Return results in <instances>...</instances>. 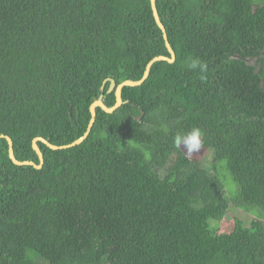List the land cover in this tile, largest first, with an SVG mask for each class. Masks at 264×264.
Returning a JSON list of instances; mask_svg holds the SVG:
<instances>
[{
    "label": "trees",
    "instance_id": "16d2710c",
    "mask_svg": "<svg viewBox=\"0 0 264 264\" xmlns=\"http://www.w3.org/2000/svg\"><path fill=\"white\" fill-rule=\"evenodd\" d=\"M157 8L176 62L97 108L84 143H39L38 170L0 139V264H264V0ZM159 56L151 0H0V136L39 165L34 139L77 141L116 104L105 81ZM193 127L214 168L174 146ZM232 206L255 219L221 232Z\"/></svg>",
    "mask_w": 264,
    "mask_h": 264
},
{
    "label": "water",
    "instance_id": "95a60500",
    "mask_svg": "<svg viewBox=\"0 0 264 264\" xmlns=\"http://www.w3.org/2000/svg\"><path fill=\"white\" fill-rule=\"evenodd\" d=\"M151 5H152V10H153L155 21L163 33V37H164V40L166 43V47H167L168 52L170 53L171 57L159 56V57H156L155 59H153L148 64L143 78L139 81H125L120 85H117V83L112 79L105 81L104 86L102 87V90L103 91L105 90V86H106L107 82L111 83L109 93H111L113 91H115V93H116L117 101H116L115 106L112 108L107 107L104 103V96H101L100 99L98 101H96L90 108L91 121H90V124H89V127H88L86 134L83 137H81L80 139H78L77 141L73 142L72 144L59 147V146L52 145L50 142H48L44 138L34 139V141L32 143V147H33V150L36 152V154L40 160L39 165L33 161H20V160H18L15 156L13 140L8 136H4V135L0 136V139L4 138L8 141L9 157L15 165H17V166H30V167H34L38 170L42 169L44 164H45V157H44V154L38 145L39 143H43L47 147H49L50 149L55 150V151L69 149V148L75 147L77 145H81L82 143H84L88 139V137L90 136V134L94 128V125H95L96 119H97V112H96L97 108H101L106 113L113 114L114 112H116L119 108H121L124 105L123 90L125 87H139V86L143 85L149 79L150 74H151V69L154 66V64H156L157 62H168L171 64H174L176 62L177 55H176V52L172 48L171 43L169 41V36H168L167 30H166V27L163 24V22L161 21L159 11L157 8V0H151Z\"/></svg>",
    "mask_w": 264,
    "mask_h": 264
},
{
    "label": "clouds",
    "instance_id": "9594fccd",
    "mask_svg": "<svg viewBox=\"0 0 264 264\" xmlns=\"http://www.w3.org/2000/svg\"><path fill=\"white\" fill-rule=\"evenodd\" d=\"M192 70L204 72L206 65L199 59H194L188 65ZM204 133L199 127H193L190 131H178L173 139L174 146L178 149H184L185 154L199 153L204 148ZM182 151V150H181Z\"/></svg>",
    "mask_w": 264,
    "mask_h": 264
},
{
    "label": "rangeland",
    "instance_id": "374dc122",
    "mask_svg": "<svg viewBox=\"0 0 264 264\" xmlns=\"http://www.w3.org/2000/svg\"><path fill=\"white\" fill-rule=\"evenodd\" d=\"M182 149H183V147H182ZM183 151H184V149H183ZM187 155L191 158H197V159L205 162L211 168H214V166H215L216 160L214 158L213 152H211L209 150L207 151V150L202 149L199 153H192V154H187ZM223 172L224 171H222V173ZM227 176L229 177V179L231 178L229 176V174H227ZM221 178L223 179L224 183L228 184V179L225 176H221ZM231 180L232 179H230V181ZM234 191H235V188H233V187H231V185H229V191H228L229 194L232 195V193ZM236 218L244 219L245 222L249 223L255 219V215L246 213V212L239 210V209L232 206L230 212L227 215V218L221 223V232L230 233L235 228V219Z\"/></svg>",
    "mask_w": 264,
    "mask_h": 264
}]
</instances>
